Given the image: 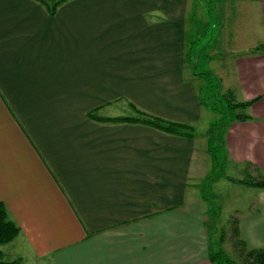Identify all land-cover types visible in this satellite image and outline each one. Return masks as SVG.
Wrapping results in <instances>:
<instances>
[{
	"label": "crops",
	"instance_id": "1",
	"mask_svg": "<svg viewBox=\"0 0 264 264\" xmlns=\"http://www.w3.org/2000/svg\"><path fill=\"white\" fill-rule=\"evenodd\" d=\"M54 1L0 0V203L19 227L0 252L20 264H214L198 189L208 109L192 55L216 64L207 49L225 48L220 85L253 101L249 119L223 129L226 162L263 174L264 54L243 47L264 33V0H217L238 13L214 15L211 40L195 0H64L51 11ZM204 22L206 35L189 34ZM132 107L194 134L93 117ZM251 188L235 230L246 248H264V188Z\"/></svg>",
	"mask_w": 264,
	"mask_h": 264
},
{
	"label": "rangeland",
	"instance_id": "2",
	"mask_svg": "<svg viewBox=\"0 0 264 264\" xmlns=\"http://www.w3.org/2000/svg\"><path fill=\"white\" fill-rule=\"evenodd\" d=\"M194 1V0H193ZM217 0H195L194 3L191 5L190 12L194 13V15L199 18L200 15L205 16L208 15V27L205 25V22L202 25V31L198 29V32L193 29V27L189 28V34L193 37L200 38L199 35H206L209 37V40L212 39V36H215V30L213 28L214 24L212 20H214V15H224V14H231L232 12H236L235 8H229L228 6H221L217 4ZM248 12V11H247ZM238 13V12H236ZM193 16V14H190ZM224 24V22H223ZM207 29L204 32V28ZM207 38V37H206ZM245 38H241V42L244 43ZM250 40L245 41L244 49H250L255 47L258 44L264 43V33L262 35L256 34L255 37L251 35ZM197 41V40H196ZM195 41V42H196ZM205 38L203 37L199 44H197V50L203 48V51H206L204 46ZM243 45V44H242ZM248 49V50H249ZM213 50L218 51V55L222 62L214 63V62H204L203 55H192V59L194 60V65L196 64L197 68H194V72L198 76H194L193 79L196 81L195 84L199 85L202 89L199 90L202 93V97L205 101L209 104H213V100L215 99V93L219 89L220 97L218 96L219 102L218 104H222L223 106L227 105L225 103L226 98L225 96L230 97L226 93L225 89H228L226 85H220V78L223 83L227 80L226 77L230 76V70L225 68L226 70L223 71H216L220 65L226 64L227 55L225 54V48L221 47V43L218 42L207 49V52L211 54ZM203 53V52H202ZM244 53H241L243 55ZM198 61V64H197ZM227 65V64H226ZM212 72V73H202V72ZM186 72V71H185ZM218 72V73H215ZM187 74V73H186ZM220 77V78H219ZM219 83V85H218ZM222 86V88H220ZM219 87V88H218ZM231 100L237 102V97H231ZM221 100V103H220ZM232 101V102H233ZM241 103V102H239ZM137 115V108L132 107ZM132 108H130L132 110ZM222 108V107H221ZM225 110L222 114L217 112L208 111V114L203 115L200 121V127L198 132H204L206 129H210L214 133L220 135L221 131L220 128L222 126V116H231L232 114H240L244 113L245 109L242 107H236L232 110L224 107ZM206 113L203 111V114ZM131 116V115H125ZM193 132V130H192ZM208 132V131H207ZM219 132V133H218ZM194 134V133H192ZM199 136V135H198ZM203 136V135H201ZM206 137L208 138V133H206ZM207 143V142H206ZM213 145H218L216 140H213ZM207 157H208V170L203 176V178L198 183V189L200 192V196L204 199L205 204L207 205L208 209V217L207 222L209 225V247L210 251H222L226 253V255L232 259L235 264H246L247 254L246 251L249 248H241L240 245H236L237 235L235 230V223L234 219L238 213H241L243 210L247 209L250 205L251 199L253 197V192L256 191L251 186H248L242 182H233L227 179L228 177H232L236 180L239 179H250L254 180V178H259L262 174L255 173V169L250 168V173L252 175H247L246 172L238 173L235 169L232 168L230 163H225L223 161V152L221 150L216 149V156L218 162L212 161V157L210 152L207 150ZM214 166V168H213ZM211 169H214V174L209 175ZM7 246L0 245V250L7 249ZM261 249V248H260ZM264 249V248H263ZM2 254V253H1ZM4 260L11 261V260H18L20 264V259L11 254L9 251L6 254L1 255ZM28 264V263H26ZM32 264V263H31Z\"/></svg>",
	"mask_w": 264,
	"mask_h": 264
},
{
	"label": "trees",
	"instance_id": "3",
	"mask_svg": "<svg viewBox=\"0 0 264 264\" xmlns=\"http://www.w3.org/2000/svg\"><path fill=\"white\" fill-rule=\"evenodd\" d=\"M64 0H55L54 3L50 6V10L53 11L56 6ZM245 54L248 55H256V54H264V43L258 44L253 48H250ZM212 73V72H202V73ZM219 85V83H218ZM219 88V87H218ZM221 88V87H220ZM202 88L199 86L198 88V97H199V101L201 103V105L205 108H207L208 110L212 111V112H217L222 114L223 111L225 110L224 107H227L228 109L232 110L233 108L236 107H242V108H246L247 106H249L253 101L250 102H241V103H237L234 102L233 100H231V93L228 92L226 93L228 96L226 98L225 103H227V105L223 106L222 104H218L217 102H219L218 96L220 97L221 95L219 94V89L216 91L215 93V99L213 100V104L209 105L205 99L202 97V93L201 90ZM233 101V102H232ZM221 103V100H220ZM222 107V108H221ZM91 115V114H89ZM92 116V115H91ZM95 119H99V120H112V121H130V122H137V123H141L144 125H149V126H153L155 128H158L162 131L168 132V133H173V134H177V135H182V136H193L192 134V127L186 124H182V123H177V122H171V121H167L164 120L160 117L157 116H153L150 115L148 113L145 112H141L140 110H137V115L136 116H117V117H97V116H93ZM222 126L220 128L219 131H221V134L218 135L216 133H214L213 131H210V129H208V138H207V150L210 152L211 157H212V161H214L215 163L218 162L217 160V156H216V149L221 150L223 152V161L226 163V158H225V153H224V145H223V140H222V134H223V129L230 124V122L234 121V120H245V119H249L250 116L249 115H245L243 113L240 114H232L231 116H222ZM219 133V132H218ZM213 140H216L218 142V145L214 146L213 145ZM214 168V166H213ZM214 174V169H211L209 172V175ZM247 175H251L246 174ZM227 179L233 182H242L248 186L251 187H258V188H264V173L259 177V178H254V180H250V179H242V180H236L232 177H228ZM236 232V231H235ZM19 233V227L11 220L8 219V215H7V211L6 208L4 206L3 203H0V245L1 244H5L8 243L10 241H12ZM237 235V234H235ZM236 245H240L241 248L246 249L245 245L239 241L238 239L236 240ZM247 259H246V264H264V249L263 248H257V249H249L246 251ZM1 252H0V264H16L18 263V260H4L1 256ZM209 260L214 263V264H235V262L230 259L226 253L220 251H210L209 252Z\"/></svg>",
	"mask_w": 264,
	"mask_h": 264
}]
</instances>
